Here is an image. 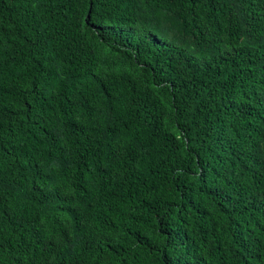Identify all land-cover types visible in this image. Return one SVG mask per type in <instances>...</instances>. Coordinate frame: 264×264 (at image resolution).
<instances>
[{"label": "trees", "instance_id": "trees-1", "mask_svg": "<svg viewBox=\"0 0 264 264\" xmlns=\"http://www.w3.org/2000/svg\"><path fill=\"white\" fill-rule=\"evenodd\" d=\"M0 264H264V0H0Z\"/></svg>", "mask_w": 264, "mask_h": 264}]
</instances>
